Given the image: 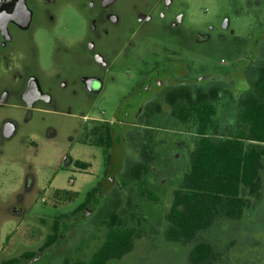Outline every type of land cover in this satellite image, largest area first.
Returning a JSON list of instances; mask_svg holds the SVG:
<instances>
[{"label": "flooded vegetation", "instance_id": "af4514ba", "mask_svg": "<svg viewBox=\"0 0 264 264\" xmlns=\"http://www.w3.org/2000/svg\"><path fill=\"white\" fill-rule=\"evenodd\" d=\"M208 1L209 6L201 0H0V108L23 109L29 118L36 109L54 106L58 90L81 95L79 107L92 114L84 115L79 141L102 147L105 173L71 216L50 219L42 244L27 250L28 257H22L26 252L5 257L10 233L2 238L6 221L0 216V264L13 258V264H51L53 253L62 260L69 251L73 256L75 251H96L101 244L100 206L126 190L120 176L139 160L170 162L178 157L177 149L166 153L164 145H186L164 137L158 125H180L174 113L196 111L197 97L211 98L214 87L219 94H235L243 77L248 78L245 89L249 87V74L264 60V0ZM155 33L159 39L152 45ZM195 44H214L228 51L229 58H221L214 70H197L195 56L183 50ZM138 47L142 52L136 55ZM106 111L110 117L102 115ZM12 121L18 130L15 119L0 120V154ZM106 141H111L110 149L101 145ZM85 162L69 151L61 164L83 167ZM153 171L165 173L155 165ZM36 184L35 173L28 172L7 214L16 219L26 215V193ZM57 222L62 232L53 241ZM76 237L83 239L81 245L66 249Z\"/></svg>", "mask_w": 264, "mask_h": 264}, {"label": "trees", "instance_id": "16d2710c", "mask_svg": "<svg viewBox=\"0 0 264 264\" xmlns=\"http://www.w3.org/2000/svg\"><path fill=\"white\" fill-rule=\"evenodd\" d=\"M207 96L197 97L196 111L174 113L180 121L177 127L191 133L186 140L176 138L184 147L176 148L173 142L165 147L166 153L177 149L178 157L170 162L139 160L120 176L125 192L118 190L100 206L99 248L75 251L74 256L69 251L61 264H117L133 254L138 241L155 233L182 245L189 264H230L231 242L237 238L231 234L224 241L227 235L218 230L229 234L250 223L264 203V60L249 74V87L240 94H219L214 87L211 98ZM101 145L110 149L112 144ZM159 163L164 164L167 183L153 171ZM135 195L154 202L159 210L137 199L131 204ZM126 203L127 209L122 206ZM59 227L60 222L53 226V241L61 235Z\"/></svg>", "mask_w": 264, "mask_h": 264}, {"label": "rangeland", "instance_id": "374dc122", "mask_svg": "<svg viewBox=\"0 0 264 264\" xmlns=\"http://www.w3.org/2000/svg\"><path fill=\"white\" fill-rule=\"evenodd\" d=\"M197 1L194 0L195 3ZM201 1L206 6L210 5L208 0ZM158 39L155 33L149 43L156 45ZM183 50L195 56L197 70L201 66L214 70L221 58H229L228 51L220 50L214 44L203 47L195 44L192 48L186 47ZM141 52L142 48L138 47L135 54L139 55ZM46 56L49 57L47 52ZM247 81L248 78L239 79V90H235L234 95L245 90ZM81 99V95L73 94L70 89L58 90L55 92L54 106L36 109L29 118L23 109L11 106L0 108V120L11 117L20 123L14 135L10 138L3 137L4 147L0 154V216L6 221L4 227L2 226V238L5 239L10 233L3 247L5 257L20 256L28 252L27 250L37 249L49 230L50 219L54 222L58 215L71 216L74 207L83 200L85 193L97 182L104 180L102 147L95 143L79 141V137L83 136L84 115L92 114L79 107ZM110 114L111 111L102 113L107 117H110ZM158 126V132L164 137H176L181 140L191 137L189 131L168 121ZM165 147L166 145L163 146ZM69 151L75 158L90 164L85 167L62 166L61 161ZM166 151L168 152L167 149ZM177 152L179 151L175 153ZM157 165L159 169L164 167L162 163ZM28 172L35 173L36 188L26 193V215L16 219L7 214V206L13 200L14 192L20 189ZM160 180L167 183L168 176L165 173L160 174ZM156 188L154 192L161 196ZM135 199L146 203L145 206L154 212L159 210L158 205L154 202H144L145 198L140 195H135L131 204H136ZM165 200L166 204L169 203V199ZM248 222L250 223L238 225L233 233H226V229L218 230L220 235H227L223 238L224 241L231 234L237 238L231 242L234 248L232 247L230 264H264V203L256 209ZM85 231L87 234L92 233L89 228ZM150 238H147L148 241H138L139 245L133 254L117 264H189L187 257L182 254V251H185L182 245L169 242L160 233H155ZM82 241L83 239L73 238L66 249L81 245ZM49 256L52 258L51 264H61L60 255L53 253Z\"/></svg>", "mask_w": 264, "mask_h": 264}, {"label": "water", "instance_id": "95a60500", "mask_svg": "<svg viewBox=\"0 0 264 264\" xmlns=\"http://www.w3.org/2000/svg\"><path fill=\"white\" fill-rule=\"evenodd\" d=\"M16 130H17V124L14 121L8 123L6 125V134H5V136L6 137H11L12 135L15 134Z\"/></svg>", "mask_w": 264, "mask_h": 264}]
</instances>
